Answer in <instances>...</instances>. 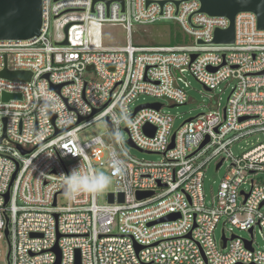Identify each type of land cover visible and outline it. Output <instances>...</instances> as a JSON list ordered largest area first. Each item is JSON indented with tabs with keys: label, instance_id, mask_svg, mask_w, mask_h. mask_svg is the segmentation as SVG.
I'll list each match as a JSON object with an SVG mask.
<instances>
[{
	"label": "built area",
	"instance_id": "obj_1",
	"mask_svg": "<svg viewBox=\"0 0 264 264\" xmlns=\"http://www.w3.org/2000/svg\"><path fill=\"white\" fill-rule=\"evenodd\" d=\"M199 9L197 0H41L39 36L0 41V73H30L29 81L0 77V231L7 225L9 264H55L54 247L59 264H75L77 254L80 264H264V142L239 155L231 148L264 133V31L254 14L241 13L234 43L211 44L229 20ZM160 21L173 22L184 44H133V25ZM106 26H122L127 45H104ZM186 71L208 91L233 82L224 108L176 130L163 104L135 112L153 104L133 107L139 96L185 105ZM3 94L19 98L3 101ZM100 121L103 134L80 138ZM121 131L160 161L133 156ZM116 155L125 172L112 176L108 203L99 193L65 197L61 174L81 164L112 174ZM214 159L216 172L228 165L206 203L204 172ZM245 184L248 192L240 190ZM168 215L176 218L150 225Z\"/></svg>",
	"mask_w": 264,
	"mask_h": 264
},
{
	"label": "rangeland",
	"instance_id": "obj_2",
	"mask_svg": "<svg viewBox=\"0 0 264 264\" xmlns=\"http://www.w3.org/2000/svg\"><path fill=\"white\" fill-rule=\"evenodd\" d=\"M174 30H178L177 26L173 22L160 21L150 25H133L131 28V40L133 44L142 46H164V45H177L184 44L182 42H174L171 39V33ZM107 31L104 38V45L106 46H125L128 43V33L122 26H106L104 28ZM188 42V41H187ZM86 77H91L87 74ZM182 79L187 84L185 92L188 97V102L185 105L170 107L169 102L161 99H156L149 96H139L136 101L132 104L133 107L139 104L145 103H160L163 104V111L170 114L173 117V130H176L185 120L195 117L201 113H205L211 109H214L217 104L219 108L223 109L227 103V99L230 95L233 82H223L213 91H207L188 71L182 73ZM183 86V85H181ZM106 131V125L100 121L81 133L80 138H90L96 135L103 134ZM120 137L124 142L125 146L129 149L130 153L139 158L151 162L160 161L161 157L157 155H149L141 153L135 148L130 147L127 144V134L121 131ZM264 142V133H256L245 137L238 143L233 144L232 152L234 155H239L241 152L257 145L258 143ZM217 159H214L209 163L204 172L203 178V191L205 194V201L208 203L210 199L216 194L217 186L221 178L225 175L228 163H225L217 172L215 171V164ZM97 171H103L108 174L106 167L96 166L94 167ZM261 180L264 182V173L259 175ZM240 190L248 192L249 185L245 184ZM114 185L113 180L111 185L100 192V204L108 203V194L113 193ZM60 203H64L65 198H59ZM231 226L227 224L226 228L229 229ZM222 229V221L218 224L215 234L217 237L220 236ZM235 235L241 238H248L249 234L244 231H239L233 228ZM256 242L259 246H262L261 239L255 232ZM8 252V245L4 234L0 231V264H7L6 255Z\"/></svg>",
	"mask_w": 264,
	"mask_h": 264
},
{
	"label": "water",
	"instance_id": "obj_3",
	"mask_svg": "<svg viewBox=\"0 0 264 264\" xmlns=\"http://www.w3.org/2000/svg\"><path fill=\"white\" fill-rule=\"evenodd\" d=\"M187 1V0H186ZM200 3L199 12L211 17H225L229 20V26L225 30H215L213 40L211 44L217 45H229L234 43V19L241 13H252L256 16L257 29L264 31V0H197ZM162 5V3H160ZM178 5V3H176ZM41 0H0V41L4 40H29L31 38L39 36L41 28ZM200 43V42H198ZM261 74H264L262 72ZM1 78L9 79L12 81H29L30 73L28 72H10L5 69L0 73ZM208 91V89H206ZM17 99L18 95H2V100ZM148 107L155 110H159L161 104L153 103L149 105L139 106L135 109V112L141 108ZM174 107V106H171ZM189 118L186 122L193 119ZM242 120V119H241ZM149 127H144V132H148ZM127 144L135 148L130 141ZM206 144V141L201 144V149ZM172 147V146H171ZM198 149V150H199ZM220 166V163L216 166V169ZM64 192V191H63ZM152 193H137V199L148 198ZM8 201V194L5 195V204ZM264 205V202L261 206ZM55 206V201L53 202ZM176 215H168L158 221L150 223V225L174 220ZM252 232V231H250ZM4 237L8 242V230L7 225L4 229ZM187 237H190L188 235ZM226 239L222 237L221 248L225 247ZM250 246V244H248ZM53 251L57 255V262L59 264V252L56 247ZM6 262L9 264V250L6 255ZM75 264H80L79 255L76 256Z\"/></svg>",
	"mask_w": 264,
	"mask_h": 264
},
{
	"label": "clouds",
	"instance_id": "obj_4",
	"mask_svg": "<svg viewBox=\"0 0 264 264\" xmlns=\"http://www.w3.org/2000/svg\"><path fill=\"white\" fill-rule=\"evenodd\" d=\"M118 119L127 120L126 113L117 114ZM112 174L97 171L92 166L83 164L70 169L63 177L64 195L67 199L75 201L83 195H94L107 189L112 183V176H122L125 172V161L119 155L111 156Z\"/></svg>",
	"mask_w": 264,
	"mask_h": 264
},
{
	"label": "trees",
	"instance_id": "obj_5",
	"mask_svg": "<svg viewBox=\"0 0 264 264\" xmlns=\"http://www.w3.org/2000/svg\"><path fill=\"white\" fill-rule=\"evenodd\" d=\"M171 39L174 42H181V34L179 33L178 30H174L171 33Z\"/></svg>",
	"mask_w": 264,
	"mask_h": 264
}]
</instances>
